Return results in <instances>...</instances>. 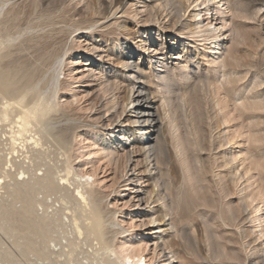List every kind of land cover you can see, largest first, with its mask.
Wrapping results in <instances>:
<instances>
[{"label": "rangeland", "instance_id": "rangeland-1", "mask_svg": "<svg viewBox=\"0 0 264 264\" xmlns=\"http://www.w3.org/2000/svg\"><path fill=\"white\" fill-rule=\"evenodd\" d=\"M115 1L0 0V80L8 84L0 87V112L8 98L12 111L21 93L29 104L37 95L55 96L57 111L49 114L54 140H48L45 162L54 183L84 175L87 192L103 211L105 237L116 257L122 245L139 251L145 264H255V257L260 258L256 264H264V0H176L177 10L163 0ZM130 57L122 71L121 63ZM105 79L112 86L108 94L102 89ZM130 83L145 89L141 105H150L160 120L144 140L151 138L164 151L158 153L163 164L159 160L148 177L155 170L164 172L158 176L166 184L162 194L170 208L164 220L174 226L168 234H154L157 222L149 220L159 210L146 193L149 188L135 182L147 174L126 118L131 105L123 102ZM163 104L175 120L174 134L163 120ZM15 122L11 113L0 125V134H6L0 158H9ZM112 131L111 142L99 143ZM1 165L0 177L8 168ZM4 179V264L98 262L96 240L76 232L73 216L82 229L87 222L72 195L63 199L61 188L22 192Z\"/></svg>", "mask_w": 264, "mask_h": 264}, {"label": "bare ground", "instance_id": "bare-ground-1", "mask_svg": "<svg viewBox=\"0 0 264 264\" xmlns=\"http://www.w3.org/2000/svg\"><path fill=\"white\" fill-rule=\"evenodd\" d=\"M111 2H112V0H111ZM176 3H177L176 0H163V4H164L165 7H167V8L174 7V9L177 10L178 8L176 7ZM179 7H180V5H179ZM246 12H248V11H246ZM195 16H199L200 17V13L195 14ZM199 26H200V23L195 21V25H194L195 29H197ZM218 38H219L218 35H216L213 40L217 41ZM137 47H138V45H137ZM146 50H148V48ZM123 56H125V55H123ZM132 60L133 59L130 57L129 59H127V61L125 60L122 63L120 62L121 63L120 67H121L122 71H126L127 70V68L129 67L128 66L129 65V61H132ZM127 75H125V76H127ZM56 79H57V77H56ZM56 79H54V80L53 79L52 80L49 79V81L55 82V84H56V82H58L57 81L58 79L57 80ZM160 79H164V77L162 76V77H160ZM165 79H166V81H168L167 78H165ZM47 83H48V81H47ZM133 83H135V82H133ZM49 84H51V83H49ZM102 84H104L102 86L103 91L105 92V94H108L106 92L109 91L108 89H110V91H111L112 90V86H110V88H109L110 84L108 83V80H106V79H105V83H102ZM7 85L8 84L5 83V81L3 82V79L0 80V87L1 88H3V87L5 88V87H7ZM130 85L131 86L129 88L127 87L128 89H127V92H126V97H124L125 99L123 101V102H126V106H128V105L130 106L131 105V107L128 109V111L126 113V118H127V122L131 124V128L134 129V132H135V137H134L135 139L134 140H135V142L137 144V147H136L137 151H135V148H134V152H137L138 156L140 155V156L143 157L142 160H144L143 161L144 162V164H143L144 165V172L147 174V175H145L144 181H141L140 178H137V180L135 182H139L141 184L144 183L147 186L146 188H149V191H147L146 193L149 194V196H153V199H154L153 203H156V209L159 210L157 212V214L155 215L156 217L151 218L149 220L150 223H156L157 222V227H156V231L154 232V234H158V235H161L163 233H167L168 234V231L170 229H174L173 228L174 226H173V224H171L172 222H170L168 218H167L168 220H164L166 217L170 216L169 203L166 200V195L162 194V191L166 190V184L164 183V181L160 182L161 180H159L160 178L158 177V176L162 175L164 172L161 174V171H163L162 169H161V171L160 170H155L156 173L154 172V174L151 177H148L149 175H151V172L153 171V166L156 165V164H160V162H159L160 159L158 160V155H159L158 153H160V155H162V153H163V155H164V151L162 149L158 148L157 146L152 145V139L151 138H148L146 141L144 140V137L147 136L150 133V129H151V131L152 130L153 131L157 130V128H158L157 126H158V123H159L160 120H158V118H155L158 115L154 116V114L150 111V105H145V103L143 105H141L142 102L145 99H147V97H146L147 95H146L145 89L143 87L137 86L136 84L130 83ZM171 90L172 89L170 87L169 88L166 87V91L167 92H171ZM51 92L53 93V91H51ZM104 92H103V94H104ZM162 92H163V90H162ZM16 93H12V94H16ZM42 93H40V94H42ZM19 94H20V92H19ZM142 94L146 95L145 98L141 97ZM52 95L50 96L48 94L47 95L45 94L44 96L43 95H39V97L37 95L38 98L36 97L35 98L36 100L33 103L29 104V103H26L27 100L25 101L26 94L21 93L20 95H18V97L16 96V100H14L12 102V105H11L12 106V108H11L12 111L9 109V107H10V105L8 104V102H10L9 98H8V102L7 101L5 102V107L0 112V125H2L1 123H3V122L9 121V116H10L11 113H13L14 116L16 117V122H15L16 130L11 132V134L9 136V139H8L9 140V143H8V146H9V148H8L9 150L8 151L9 152H8L7 156H9V158H6V157L0 158V165L4 164L3 165L4 167L8 166L7 170L3 171L2 175H1L2 177H0V185L2 186V184L5 183V179L4 178L6 177V178H10V181L11 180L13 181L14 187L17 188L18 190L22 191V192H29V191H32V190H35V189L37 190L38 188H47V189L51 188L52 190H58L60 188L63 189L64 190V198L63 197L62 198L63 199L69 198V195H72L71 199L76 202V204L78 205V207H79V209L81 211V214H82V217H83L84 221L87 222V223H83V224H86V225H84L83 229H82V228H80L79 226L76 225L77 221H78V218L76 216H73L72 217V221H73V224L76 226V232L81 237H82L83 234H85V236H87L89 238L93 237V239L96 240L95 247H96V245H98L97 249H98V251L101 252V256L102 257L95 264H145V260L142 257V255L139 254V251L138 252H133L132 249L124 248L122 245L119 246V250H118L120 255H118V257L115 256V254H116L115 251L111 248L110 242L107 241L106 237H105L106 236V230H105V223H106L105 220L106 219H104L105 217H104L103 211L99 207L100 204L98 206V202H96V201L91 199V195H90L91 193L89 194L87 192V188L89 187V184L87 183V181L86 182L82 181L83 180L82 178H83L84 175L80 176V174L77 175L75 173L76 174L75 175L76 179L74 181H71V182H69L67 180V178H65V177H60L59 178V182H57V183L53 182L52 174H51V167L45 162V159L47 158L46 157L47 156L46 155V151L49 150V148L47 146L48 143H49L48 140L49 139L50 140L51 139L54 140L53 134H52L53 129H54L53 128V122H52L51 118L49 117V114H50V112H56L57 111V106L59 104V103L57 104L55 102V100H56L54 98L55 96H52ZM3 96H2V98H3ZM175 97L176 96H174V98ZM10 98H11V96H10ZM175 99H177V98H175ZM166 103H167V101H166ZM167 106L168 105H166V104H163L161 106L162 107V111H163V120H166L167 122H169V124H171L170 125L171 131L174 134L176 132V125L173 123L175 120H173V118H171L172 113L170 115V113H169L170 112V110H169L170 108L168 109ZM172 107H174V106H172ZM8 110L10 111V114L8 113ZM125 110L126 109H124L123 112H125ZM155 112H156V110H155ZM159 118H160V116H159ZM113 120H115V118ZM111 133H112L111 137H109V138H101V139H99V143L106 144V143L111 142V138L114 137V133L115 132L112 131ZM5 135L6 134H0V142H1V138L2 137H4V140H5ZM26 135H27V137H24ZM57 138H58V140H61L60 137H57ZM173 138L175 139V137H173ZM117 143H119V142H117ZM111 145H113V143H111ZM160 147H161V145H160ZM176 148H178V152H179V154H181V149L178 146ZM110 149L113 150L114 153H116V154L119 153L114 148H112V146H111ZM28 153H30V154H28ZM111 154L112 153H110V155ZM106 156L110 157L107 154H106ZM20 157H22L21 158L22 159V163L21 164H17V162L19 160L16 161V159H20ZM128 158L130 159L129 155H128ZM129 159H128V161H129ZM163 162H162V164H163ZM23 165H25V167H23ZM193 165H195V164L193 163ZM32 167L34 168L33 170H32ZM161 167H162V165H161ZM41 168H44V169L42 170ZM68 169H70V168H68ZM182 169H184V168H182ZM36 171L37 172L40 171L41 173L40 174H36ZM141 171H143V170H141ZM166 171H168V169H166ZM185 171L188 172V176H189L190 175L189 174L190 171H189L188 167H185L184 172ZM194 171H196V170H194ZM161 179H162V177H161ZM196 179H194V180H196ZM131 181H134V180H131ZM166 181L167 180H165V182ZM188 181H190V180L188 179ZM10 184H11L10 182H9V184L6 183L5 187L6 188H10L11 187ZM64 184H67L68 189L64 188ZM10 190L14 191L13 188L10 189ZM29 193H32V192H29ZM167 193H168V191H167ZM138 197H139V195H135V198H137V201H140V198L138 199ZM201 200H203V199H201ZM45 204H47V201H46ZM21 207H22V204H21ZM18 209H19V207H18ZM47 210H49V209H47ZM44 214L45 213H43L42 215L40 214V215L42 217L43 216L45 217ZM226 214H228V213H226ZM34 216H35V214H34ZM235 216L236 215H234V217ZM231 217H233V216L231 215ZM34 220H35V218H34ZM231 220L235 222V220H233V219H231ZM63 221H65V217H64ZM166 222H168V223H166ZM15 229H16V227H15ZM40 232L41 231H39L37 233V235H42L43 234V232H42V234ZM179 232H180V230H179ZM181 232H182V230H181ZM183 233H182V235H183ZM5 234L7 235V233H5ZM170 235L173 236L172 234H170ZM158 237L161 238V236H157V238ZM40 239H42V237ZM44 240H45V238H44ZM188 240H190V239L188 238ZM29 242H30V240H29ZM41 242H42V240H41ZM157 244L158 243L156 242L155 245H157ZM170 244L172 245L173 243H170ZM59 247H62L61 244H59ZM216 250H217V248H216ZM62 253H63V251H62ZM49 254H52V252L49 253ZM111 255L115 256L116 258L114 260L110 259L109 257H111ZM48 258H49V256H48ZM89 258L90 257L87 256V258L85 257L84 259H88V261H89ZM169 259H174V257L171 256ZM233 259L234 258H232V260ZM259 259L260 258L255 257L254 260L257 261ZM236 260H238V257L236 258ZM239 260H238V262H239ZM8 261H6V262L8 263ZM253 261H250V262L252 263ZM256 261L253 262V263L256 264ZM173 262L174 261H172V260L170 261L169 260L168 263L171 264ZM242 262H244V260ZM246 262H248V261L246 260ZM239 263H241V261ZM90 264H92V262H90ZM242 264H244V263H242Z\"/></svg>", "mask_w": 264, "mask_h": 264}, {"label": "built area", "instance_id": "built-area-1", "mask_svg": "<svg viewBox=\"0 0 264 264\" xmlns=\"http://www.w3.org/2000/svg\"><path fill=\"white\" fill-rule=\"evenodd\" d=\"M0 264H4V262H3V260H2V259L0 260Z\"/></svg>", "mask_w": 264, "mask_h": 264}]
</instances>
